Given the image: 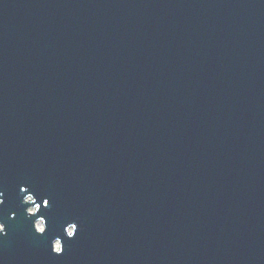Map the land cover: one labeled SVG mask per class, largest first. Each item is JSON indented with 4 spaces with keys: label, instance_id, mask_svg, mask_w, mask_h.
<instances>
[{
    "label": "water",
    "instance_id": "obj_1",
    "mask_svg": "<svg viewBox=\"0 0 264 264\" xmlns=\"http://www.w3.org/2000/svg\"><path fill=\"white\" fill-rule=\"evenodd\" d=\"M0 192V264H264V0H0Z\"/></svg>",
    "mask_w": 264,
    "mask_h": 264
},
{
    "label": "snow or ice",
    "instance_id": "obj_2",
    "mask_svg": "<svg viewBox=\"0 0 264 264\" xmlns=\"http://www.w3.org/2000/svg\"><path fill=\"white\" fill-rule=\"evenodd\" d=\"M21 191H28V189L27 188H21ZM3 195H4V193L3 192H0V197H3ZM29 201L31 203H34L35 204V201H33L31 197H30V200ZM3 203H4L3 199H0V204H3ZM42 203H43L44 207H46V208L47 207H50V201H49V199H44L42 201ZM37 206H38V209H39L40 205H37ZM69 228L71 229V231H69ZM64 231L67 233V236L69 238L74 237L75 234H76V231H77V224L76 223H68V227H66L64 229ZM3 232H4V225H3V231H0V233H3ZM44 232H45V230L42 231V233H44ZM52 251L55 252L56 254H61L63 252V247H62V245H57L55 247V250H54L53 249V246H52Z\"/></svg>",
    "mask_w": 264,
    "mask_h": 264
}]
</instances>
